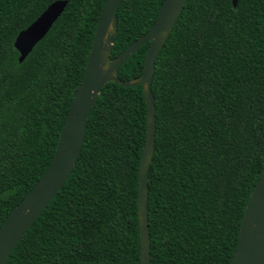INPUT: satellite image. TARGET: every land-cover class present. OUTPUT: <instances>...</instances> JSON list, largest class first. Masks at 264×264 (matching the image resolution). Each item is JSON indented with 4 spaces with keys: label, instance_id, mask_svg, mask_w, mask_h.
Instances as JSON below:
<instances>
[{
    "label": "trees",
    "instance_id": "1",
    "mask_svg": "<svg viewBox=\"0 0 264 264\" xmlns=\"http://www.w3.org/2000/svg\"><path fill=\"white\" fill-rule=\"evenodd\" d=\"M54 0H0V224L49 166L105 0H68L27 56L14 46ZM164 0H122L110 57ZM149 43L116 71L139 77ZM150 264H227L264 166V0H187L156 56ZM141 84L106 83L71 173L5 264H141Z\"/></svg>",
    "mask_w": 264,
    "mask_h": 264
},
{
    "label": "water",
    "instance_id": "2",
    "mask_svg": "<svg viewBox=\"0 0 264 264\" xmlns=\"http://www.w3.org/2000/svg\"><path fill=\"white\" fill-rule=\"evenodd\" d=\"M187 0H164L153 25L111 58L117 32V11L122 0H105L101 8L92 40L91 50L81 85L70 104L52 160L38 181L11 209L0 224V264H5L25 231L53 199L71 173L80 153L86 121L102 87L115 81L124 87L141 84L146 104V136L138 169L137 209L140 234L141 264H150V235L148 228L147 177L155 146V105L151 89L154 62L167 40L174 23ZM238 0H232L236 6ZM68 0H54L14 39V46L22 61L41 40L63 12ZM149 43L141 75L123 80L117 69L135 51ZM227 264H264V166L250 193L241 219L239 236L232 257Z\"/></svg>",
    "mask_w": 264,
    "mask_h": 264
}]
</instances>
